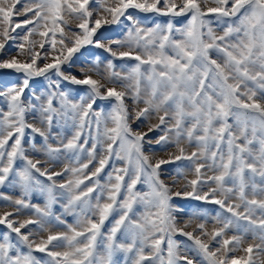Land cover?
Segmentation results:
<instances>
[{
	"label": "rangeland",
	"instance_id": "1",
	"mask_svg": "<svg viewBox=\"0 0 264 264\" xmlns=\"http://www.w3.org/2000/svg\"><path fill=\"white\" fill-rule=\"evenodd\" d=\"M0 264H264V0H0Z\"/></svg>",
	"mask_w": 264,
	"mask_h": 264
}]
</instances>
